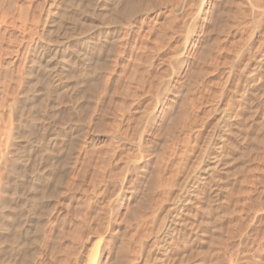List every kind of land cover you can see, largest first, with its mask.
<instances>
[{
	"label": "rangeland",
	"instance_id": "374dc122",
	"mask_svg": "<svg viewBox=\"0 0 264 264\" xmlns=\"http://www.w3.org/2000/svg\"><path fill=\"white\" fill-rule=\"evenodd\" d=\"M96 1L54 0L52 12L46 17V10L49 8L46 0H0V264H73L72 258L78 247L76 235L80 236L86 229V224L83 223L89 203L86 201H90L88 199L92 198L93 193L99 188L101 176L105 173L109 176L111 175L109 173L115 172L110 160L113 148L112 132L115 110L120 103L127 102L125 101L128 92L126 88L128 89L127 85L133 76L128 71H131L133 67L138 68L139 72L151 70L150 77L146 73L147 80L151 82V84L148 82L149 90V86H153L152 82L155 84L163 73L167 74L170 66L168 61L174 62V48H180L181 38L185 36L182 32L186 31V28L183 20L180 19L182 16H179L181 13L175 7L181 0L180 2L177 0H104L100 3L103 8L95 10L93 7L97 4ZM129 2L134 3L135 6L139 4L137 6L139 11L136 7V17L126 16L129 9L126 8V11L125 7H129ZM174 7L177 8V13ZM89 12L96 14H91L93 18L95 17L92 21H98L97 24L103 22L104 33L109 31L113 24L114 27L117 26L115 29L119 33H117L119 38L113 43L114 46L107 47V42L111 38L108 34L101 36L102 44L96 51L87 46L92 39L91 37H89L91 41L89 38L84 39L82 33L89 28V21L87 22ZM87 14L89 15L86 16ZM111 15L113 18L109 19ZM114 18H118V21L123 19V25L119 23L120 25L115 26ZM262 19L263 22L259 23V33L252 38V44L258 51L259 48L261 50V47H264L262 36L264 35V17ZM135 25L136 29L140 28L137 30L139 32L134 33L131 42H127L126 33L131 26L135 27ZM181 27L184 28L181 29ZM161 37L165 40L160 39ZM169 38L175 39L170 42ZM34 40L48 44L47 47L50 48L53 45L58 46L59 42L63 41V44L60 42L62 45L59 44L64 51L60 65L54 62L52 66L49 65L51 67L48 64L45 67L36 64L34 66L31 63L22 68L19 65V57L26 53L29 45L34 44ZM165 41L171 44L165 45ZM57 42L58 44L55 45ZM174 43L178 45L175 47ZM69 47L70 50L67 49ZM81 53L88 56L84 58ZM86 58L92 64L87 65ZM82 60H85V63ZM243 62H247V57H241L238 65H242ZM137 64L139 67L136 66ZM142 65L150 68L145 69L143 66V69ZM238 65L236 67H239ZM114 67L119 71L122 70L120 91L123 96L118 105L111 99L114 86H112L114 81H111L115 71L118 70H114ZM139 72L135 74V76L138 74L136 82L141 76ZM259 82L258 78V85ZM235 83V78L232 77L231 85L234 86ZM16 109H18L17 112ZM239 109L237 108L236 111L238 112ZM101 116L105 118L101 119ZM101 120L105 122L103 123L105 128L100 125ZM262 123L261 125H264ZM259 126L258 124L256 128L246 132L248 138L252 140H250L251 145L246 141L244 146L246 145L247 148L243 147L244 151H239L238 157L236 156L239 163L235 161L237 164H234L236 168H234L235 171L233 170L232 185L229 186L223 204L225 211L222 209V212L224 211L225 216L222 222L224 225L221 226L222 230L220 229L222 232L219 231L220 236H216L209 250L205 249V251L202 248V251H199L201 248L195 249L192 245L187 248V254L191 253L189 256L192 258L197 257L194 260L199 264H264V129H261L264 126L258 128ZM244 128L246 131V127ZM256 130H258L257 133ZM252 137L256 140L255 144ZM1 142L4 143L6 150ZM85 148L89 150V158H87L89 162H84L82 158L73 178H68L71 174L70 168L75 163H79L80 153H83ZM81 167L85 171L88 169L87 174L81 170ZM93 188L96 190L94 191ZM254 201H258L260 205L258 202L255 204ZM251 206L255 210H252ZM111 208L115 212L117 203H113ZM256 210L257 214H255ZM196 250L202 253L197 254Z\"/></svg>",
	"mask_w": 264,
	"mask_h": 264
},
{
	"label": "bare ground",
	"instance_id": "6f19581e",
	"mask_svg": "<svg viewBox=\"0 0 264 264\" xmlns=\"http://www.w3.org/2000/svg\"><path fill=\"white\" fill-rule=\"evenodd\" d=\"M102 1L104 0H97L95 7H92L95 10L100 9ZM177 1L180 2V0ZM46 3L49 5L46 10V17H48L56 1L54 3V0H46ZM129 3V7L124 6L125 9H129L128 11L126 9V16L136 17V7L139 4L135 6L134 3ZM131 5L133 6L130 7ZM177 5L179 7L174 6L181 13L178 14L182 16L180 19L183 20L186 31L182 32L185 36L181 38L179 50L174 48L175 63L168 61L170 66L168 65L167 74L163 73L158 81L154 79L155 84L152 82L153 86L150 85L148 90L149 81L147 79L151 70L139 72L138 68L133 67L135 65L132 66L133 68L130 66L131 71L128 72L133 76L129 81L130 84L127 85L128 89L126 88L128 92L125 101L127 102L123 104L125 102H119L123 96L120 91L122 70L119 71L114 67V70H118L115 71L113 80H110L114 81L111 99L117 105L120 103L118 109L115 110L112 132L113 148L110 157L115 172L109 173L111 174L109 176L105 173L101 178L99 177V188L95 186L98 189L93 188L96 191L92 198H87L90 201H86L89 203L87 214L83 219L86 229L80 236L76 235L78 247L72 258L73 264H199L194 260L195 257H190L191 253L190 256L187 254V248L192 245L195 249L201 248L199 251H202V248L209 250L216 236L219 235L221 226L224 225H222L223 216H225L223 204L233 181L232 176L236 168L234 164L238 162L236 156L238 157L239 151L243 152L247 148L246 145L244 146L246 141L250 144L251 138H248L246 132L256 128L258 124L261 127L264 126L261 125L264 121V47L260 50L256 46L259 48L258 51L252 44V38L259 33V23L263 22L264 0H181ZM125 9L122 10L125 11ZM137 9L139 11L138 7ZM92 12H89L90 16L87 20L89 28L82 33L84 39L89 37L92 39L91 41L89 38L91 42L87 46L96 51L102 44L103 34L111 36L110 40H107V47L112 46L119 38V33L115 29L116 25L122 24L123 19H119L120 22L118 16L117 19L114 18L116 23H113L116 27L113 24V27L104 33L102 21L106 18L101 21L102 24H97V20V22L92 21L95 18L91 16L94 14ZM101 18L104 17L101 16ZM111 18H113L112 15L109 19ZM139 29H136V25L129 28L126 33L127 37H125L127 42L133 39L134 33L139 32L137 31ZM120 38L122 40V37ZM60 42L59 44L63 41ZM161 43L163 44V41ZM59 44L50 48L47 47L48 44L34 40V44L27 47L26 53L23 56L20 54L21 58L20 55L18 56L19 65L23 68L31 63L45 67L47 64L52 66L54 62L59 64L64 52ZM164 44L170 45L171 43L165 41ZM165 45L163 46L166 47ZM177 45L175 44V47ZM67 49L70 50V47ZM84 54L82 57L88 56ZM244 56L247 57V62L239 66L238 60ZM90 57L91 55L89 59ZM85 62L87 65L91 63L87 58ZM9 65L8 63V68ZM101 65L104 64L101 63ZM136 66L139 67V64ZM143 66L145 65H142V68ZM148 68L145 66V69ZM137 72L141 76L136 82ZM232 77L236 81L234 86L231 85ZM237 108H240L238 112ZM103 121L100 125L105 128ZM254 141L256 142L255 139L253 143ZM2 145L4 148V143ZM88 152L89 150L85 148V151L80 153L79 163H75L70 168L71 174L68 178H73L82 158L84 162H89L87 161ZM81 168L87 174L88 169L85 171L83 167ZM251 202L253 204V201ZM257 202L254 201L255 204ZM113 203H117L115 212L111 208ZM255 207L258 209L257 205ZM252 210L255 209L252 208ZM255 212L257 214V210ZM232 249L234 250L235 247Z\"/></svg>",
	"mask_w": 264,
	"mask_h": 264
}]
</instances>
